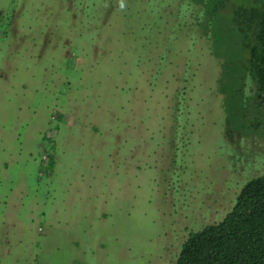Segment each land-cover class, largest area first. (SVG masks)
<instances>
[{
    "label": "rangeland",
    "instance_id": "1",
    "mask_svg": "<svg viewBox=\"0 0 264 264\" xmlns=\"http://www.w3.org/2000/svg\"><path fill=\"white\" fill-rule=\"evenodd\" d=\"M195 1L0 0V264H171L264 174L253 0Z\"/></svg>",
    "mask_w": 264,
    "mask_h": 264
},
{
    "label": "trees",
    "instance_id": "2",
    "mask_svg": "<svg viewBox=\"0 0 264 264\" xmlns=\"http://www.w3.org/2000/svg\"><path fill=\"white\" fill-rule=\"evenodd\" d=\"M233 24L247 53L246 72L264 103V0L239 6ZM239 188L225 216L191 231L171 264H264V174Z\"/></svg>",
    "mask_w": 264,
    "mask_h": 264
}]
</instances>
